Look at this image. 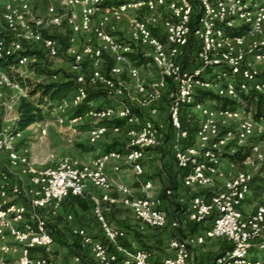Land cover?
Returning a JSON list of instances; mask_svg holds the SVG:
<instances>
[{
	"label": "built area",
	"instance_id": "1",
	"mask_svg": "<svg viewBox=\"0 0 264 264\" xmlns=\"http://www.w3.org/2000/svg\"><path fill=\"white\" fill-rule=\"evenodd\" d=\"M46 1L45 14L36 16L31 0H0V252L8 255L18 251L17 264H51L45 254H40L41 250L49 254L54 243L49 217L56 216L69 197H77L91 200L92 213L103 237L95 240L82 229L72 230L82 247L89 250L90 264H151V254L145 250L127 255L120 244L123 231L113 229L105 220L103 203L114 201L108 194L112 181L106 173L107 160L122 161L134 174L140 197L132 196L131 189L122 184L117 190L136 220L158 229L168 225L163 200L153 193L152 182L143 180L141 164L147 151L158 145L162 126H156L151 118L134 112L122 101L114 100L101 108L91 105L78 119L121 121L113 125V131L127 134L129 140L124 150H113L91 164L63 159L37 167L23 149L17 148L15 138H20L21 132L16 131L18 118L12 116L16 102L13 97L7 99L3 95L18 91L26 97L23 91L27 88L21 86V71L38 58L57 59L62 44L53 32L66 27V54L72 58L74 69L85 63L96 66L103 57L112 61L108 73L94 70L88 79L84 75L73 79L75 88L69 96L76 108L86 100L89 89L100 88L108 96L114 87L111 77L121 74L122 68L147 103L159 98L165 87L164 80L174 86L167 115L172 128L173 160L179 170L185 171L183 186L205 192L192 196L188 221L192 225L209 223V226L198 235L171 239L169 247L173 256L163 264H188L192 251L212 239L230 244V250L218 257L215 264H264L258 257L264 256V198L252 213L243 212L252 176L239 172L219 187L215 185L222 177V162L240 147L228 149L231 133H222L220 122L238 123L239 142L264 123L255 121L240 108L217 106L209 100L195 103L197 91L236 102L249 91L264 97V80L254 69L256 64H264V0ZM142 11L144 17L129 20L128 38L120 37L117 25L130 13ZM89 36L93 37L97 48L87 42L77 51L78 38ZM255 36L260 40L245 51V40ZM192 40L199 45V51L190 72L177 59ZM131 55L146 59L147 66H153L162 80L150 89L140 84V70ZM192 103L195 104L189 109L195 116L186 111L193 129L190 134L181 126L179 111ZM156 113V109L151 110L152 115ZM11 122L12 129L8 125ZM58 123L62 125L63 119ZM107 129L100 126L91 130L90 143ZM250 149L257 151L256 146ZM88 186L102 194H90ZM170 194V191L165 192L167 196ZM67 220L73 217L68 215ZM178 225V221L171 223L173 228ZM8 240L12 245L6 243ZM121 254L126 257L121 258ZM74 261L79 263L80 258L75 257Z\"/></svg>",
	"mask_w": 264,
	"mask_h": 264
},
{
	"label": "rangeland",
	"instance_id": "2",
	"mask_svg": "<svg viewBox=\"0 0 264 264\" xmlns=\"http://www.w3.org/2000/svg\"><path fill=\"white\" fill-rule=\"evenodd\" d=\"M34 7V13L36 16H42L45 14L48 2L46 0H31ZM144 11L137 13H130L128 18L123 20L117 25V32L123 39L128 38L129 20L136 16L144 17ZM59 39L65 38L68 34V29L63 27L53 32ZM260 40L259 36L248 37L245 40V51H248L250 47L257 41ZM90 42L97 48V45L92 36L79 37L75 49L81 51L82 46ZM141 51L140 48H138ZM199 51V45L192 40L188 46V49L180 56L177 61L187 71H192L194 68V60ZM38 58V57H37ZM71 57L66 54V48H63L60 56L54 60H46L44 58H38L36 63H32L27 69L21 71L26 85L29 88L24 89V94L28 95V92L32 90L35 85L38 84H50L66 81L73 79L76 76L84 75L86 79L89 78L90 74L94 70H99L103 74L106 73L107 58H101V63L92 65L89 63L83 64L80 68L74 69L71 63ZM134 65L136 62L133 61ZM140 70L139 82L145 88L150 89L156 85L161 79L160 74L153 66H147V64H141L137 66ZM254 69L258 77L264 80V64H256ZM114 83V87L107 97L97 99L93 101L92 106L97 107L103 101L105 105L113 102L114 100L122 101L124 104L130 106L135 112L146 118H151L156 126L161 125L158 136L159 147L169 148L170 139L172 135V128L168 121V109L171 101V95L174 94V86L168 81L164 80L165 87L161 91L159 98L151 103H147L144 95L136 92L134 83L130 82V79L126 75V70L122 68V72L119 75L111 77ZM93 90V89H89ZM7 99H12L16 102L12 110V116L18 118V106L22 94L18 91L5 92L3 95ZM28 98V97H27ZM28 100L39 107L42 110L44 118L41 122L31 125L25 131L21 132L20 138H15L17 141V148L23 149L28 158L37 166L44 167L50 165L52 162L56 163L63 159H68L78 164H91L95 159L113 151V150H124L128 143V136L125 132L116 133L113 131V126L108 121H95L85 117L76 116V106H74L70 100V96H67L64 100L59 103L40 104L38 103L39 95L28 98ZM143 103H147L146 106H142ZM103 106V104H102ZM156 109L155 115L151 114V110ZM241 109V108H240ZM187 113L195 116L192 109H188ZM63 119L64 123L61 125L58 123L59 119ZM78 120H75V119ZM112 121V120H111ZM10 128H13V124L8 123ZM106 126L107 132L100 136L94 143H90V131L95 127ZM220 129L222 133H231L228 138V149H234V147H242L247 145L249 147L256 146L257 151H251L250 158L243 165L232 164L228 159L222 162L221 171L222 177L216 181V187H219L224 180L233 177L239 172L246 173L250 176L260 174L264 169V125L256 126L252 135L245 137L239 142V130L238 123L231 120L220 122ZM149 152V151H147ZM148 155V154H147ZM109 169V173L116 174L119 171L125 170L126 166L122 161H106V167ZM114 168H118L115 170ZM121 175H124L121 173ZM122 180L114 177L119 183L129 189L132 187L133 178L131 176L124 175ZM264 198V194L255 199L250 193L247 195L246 202L250 206L260 204ZM7 244L12 245V241L8 240ZM205 244V243H204ZM203 244V245H204ZM216 244V245H215ZM2 241H0V247ZM202 246V245H201ZM230 250V244L225 240H219L213 242V252L207 253V255H200V264L205 262L206 264H213L215 260ZM194 251V250H193ZM263 259L264 256L261 254L258 256ZM6 258L0 252V262ZM6 264H17V260H7Z\"/></svg>",
	"mask_w": 264,
	"mask_h": 264
},
{
	"label": "crops",
	"instance_id": "3",
	"mask_svg": "<svg viewBox=\"0 0 264 264\" xmlns=\"http://www.w3.org/2000/svg\"><path fill=\"white\" fill-rule=\"evenodd\" d=\"M145 159L141 162L143 168V180L151 181L153 184V193L162 198L163 211L167 215L168 225L163 229L152 228L143 225L136 220L132 210L123 204V195L117 188L118 180H122L129 175L133 178L132 187H130L132 196L140 197V189L135 183V177L131 169L126 165L125 170L116 174L106 173L112 181V190L108 192L113 202H104V216L107 224L113 229L123 231L124 237L120 244L128 254L137 250H145L151 254V264H163V261L173 256L169 247L171 239L174 237L186 238L193 234L192 224L188 221V209L193 195L204 194V190L196 189L191 191L183 186V176L185 171L179 170L173 160L172 152L167 147L149 149ZM115 169V168H114ZM124 174V175H121ZM125 186V185H124ZM170 191V195H165ZM88 192L95 196H100L102 191L88 186ZM257 205V204H256ZM255 205V206H256ZM255 206H250L247 202L243 205V212L250 214L254 211ZM71 215L73 220L68 221L67 216ZM178 221V227L173 228L171 223ZM49 225L53 232L54 243L49 254L40 251L41 255L46 256L51 264H90L91 255L88 249L83 248L80 239L73 235L72 230L75 228L82 229L87 235L95 240H102L100 226L96 222L92 213V202L89 198L67 199L62 210L56 215L49 217ZM209 223L202 227L206 228ZM218 239L206 240L205 244L198 246L192 251V257L188 264H200L199 256L207 255L213 252V242ZM216 245V244H215ZM18 251L5 255L4 261L0 264H6L7 260H17ZM75 257L80 258V262L74 261ZM121 258L126 255L121 254ZM203 264H206L203 262ZM210 264V262H209Z\"/></svg>",
	"mask_w": 264,
	"mask_h": 264
},
{
	"label": "trees",
	"instance_id": "4",
	"mask_svg": "<svg viewBox=\"0 0 264 264\" xmlns=\"http://www.w3.org/2000/svg\"><path fill=\"white\" fill-rule=\"evenodd\" d=\"M60 42L63 48L68 47L66 37L61 38ZM130 57L132 61L136 62L137 66L141 64H147L148 62L146 59L137 57L135 55H131ZM111 68H112V61L107 58L106 73H108ZM73 79H68L66 81H62L58 83L35 85L32 88V90L28 92L27 97L30 98L35 95H39L38 103L46 104V105H48L49 103L60 102L64 100L67 96H69L71 92L74 90L75 84H74ZM21 86L23 88H29V85H26L24 81L21 82ZM27 97L21 98L19 102L18 119L16 122L17 132L25 131L31 125L41 122L44 118L42 110L36 105L32 104L28 100ZM105 97H107V94L100 88H95L93 90H90L86 100H84V102L79 107H77L76 116H81L83 112L92 105L93 101L100 99V98L104 99ZM204 100L212 101L217 106L230 107V108H241L245 114L250 113L252 115V118L255 121L262 120L264 123V97L256 93L255 91H249L248 94L246 95H243V94L240 95L239 102H236L235 100H231L227 98H220L208 92L197 91L196 96H195V103L202 102ZM103 102L96 108L103 107L105 105ZM194 104L192 103V104L185 105L179 111L181 126L183 127V129H188L190 134L193 133V129L190 126V123L188 122L186 111L187 109L193 107ZM110 124L112 126L118 125V124H121V121L112 120L110 121ZM250 155H251L250 147L247 145H244L242 147L237 148L234 153L227 155V159L232 164L243 165L247 161V159L250 157ZM250 191L255 199H257V197H260L264 194V169H262L260 174H257L252 177V181L250 183ZM69 198H76V199L81 200V198H77V197H69ZM192 227H193V234L201 233L205 229L202 226L194 225V224L192 225ZM52 235H53V232H52Z\"/></svg>",
	"mask_w": 264,
	"mask_h": 264
}]
</instances>
